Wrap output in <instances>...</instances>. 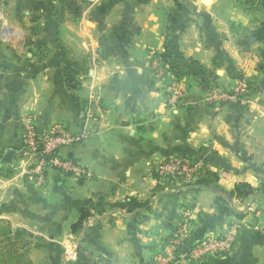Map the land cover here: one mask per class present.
<instances>
[{"label":"crops","instance_id":"1","mask_svg":"<svg viewBox=\"0 0 264 264\" xmlns=\"http://www.w3.org/2000/svg\"><path fill=\"white\" fill-rule=\"evenodd\" d=\"M86 6V0H0L1 26L9 30L0 61V160L7 149H22V118L29 115L40 131L57 123L85 128L89 136L69 156L93 174L87 180L52 170L38 185L26 172L35 157L20 154L13 166L0 165V261H34L37 250L51 244L59 258L63 246L84 235L74 226L86 215L101 219L94 241L100 250L137 244V220L123 202L139 199L140 181L153 182V165L182 154L203 159L214 182L184 193L200 199L189 203L196 214L189 244L230 235L231 224L239 225L231 248L210 252L201 264H264L261 0H99ZM29 16L54 23V32H46L54 43L43 59L27 45ZM177 69L189 79L180 80L187 88L173 107L156 73L177 80ZM239 81L249 90L247 102L217 107L206 101L214 86L232 90ZM117 182L128 185L119 190ZM239 184L252 190L239 195Z\"/></svg>","mask_w":264,"mask_h":264},{"label":"rangeland","instance_id":"2","mask_svg":"<svg viewBox=\"0 0 264 264\" xmlns=\"http://www.w3.org/2000/svg\"><path fill=\"white\" fill-rule=\"evenodd\" d=\"M86 2V7L91 9L99 3V1L96 3H91L88 0H86ZM27 18V45L28 47L38 48L39 53H37L36 56L38 57V59H43L47 54H45L46 47H48L49 44L54 43L53 41L49 40L46 33L54 32V23L48 22V24H46V17L44 18L42 16H40L36 20H34V18L31 16ZM0 32H3L0 36L1 61L4 60V56H2V53L5 55L3 51L5 43L4 35L5 33L9 32L8 26H1V20ZM27 59L28 61L31 60L29 53ZM49 60H52V58H50ZM176 71L180 72V77H182L179 80L183 79L184 77L185 81L186 78L189 79V76H183L185 72L182 69H177ZM50 72L54 76V69L50 70ZM64 74L65 76L71 77L72 71L66 70ZM156 76V78H159L161 82V86L164 90V93L166 95V101L168 103V96H170V93L167 89V86L170 82H172L173 79H169L170 77L166 73L161 74L159 72L156 73ZM182 85L183 88H187L186 84ZM214 88L226 91L228 90L219 86H214L213 89ZM248 93L249 90L245 91L244 98H242L243 101L247 102L249 97ZM236 103H242V101H238ZM236 103H226L224 105L234 106V104ZM27 118L31 119L30 121L33 123V126L40 133L46 134L51 131H54V129H64L74 132H79L83 130L80 128L74 130L73 128L66 126V124L57 123L53 126L48 127L45 130L40 131L35 126L32 117L29 115L23 116L22 128L24 126L23 123L26 122L24 120ZM88 136L89 132L87 131V136L81 142L64 148L62 154L69 158H72L69 156L70 150H72L74 146L82 143ZM24 139L25 132L23 128L21 135L22 143ZM180 156L183 155H177V157ZM171 159L172 158L159 161L157 164L151 167V173L154 176L153 182L147 183L146 181H140L139 199L137 197L126 198L123 202V209H125L124 212L130 213L137 220L139 236L137 244H134L131 241L129 243L123 242L115 246L116 248H119L118 251L115 253H110L106 250H100L101 248H98L94 241L96 240L98 232L101 228V219H99L98 217H94V215H86L84 218L82 217L79 222H77L79 223V226L76 225L77 223L74 226V231L77 235L82 234V232H84V235L81 236V239L78 241L77 244L74 243L72 246L69 247L63 246V248L65 247L64 253L58 254L57 256L59 258L54 257V244H51L43 245L40 250H37L35 256L36 260L34 261L28 258L20 261H0V264H182L184 261H191L192 263L194 262L197 264H201L204 263V257L209 255L210 252L214 253L215 255H221L226 253L231 248V246L229 248H225V250H221L222 248L220 247L212 248L211 243L220 242L226 239L229 236L228 234H220L216 235L215 237H203L200 240H197L194 244H189V242L187 241V236L189 235V232L192 228L193 220L196 216L195 208L193 204H190L191 202H196L200 199L193 196L189 197L187 196L188 193H184L189 192L190 187L198 186L200 185V183H203L205 185H213L214 182L208 180V177H210L209 172L197 174L194 177L185 176L183 174H165L164 170L161 169V165ZM73 160L79 166H81V168H83L85 172L75 175L72 173L66 174L59 170L49 168L46 172L43 185L47 183V174L49 171L52 170L57 171V173L62 177L75 176L80 179H92V172L87 167L77 162L74 158ZM5 165L6 164H4L3 166ZM148 184L151 186H147ZM115 185L117 186V188H119V190H124V187H126L128 184L126 182H117L115 183ZM146 188H148L147 192L145 190ZM166 205H169V207H166ZM167 208L168 214L165 215L164 211H166ZM235 224L237 223H232V227ZM154 232L156 235L154 234ZM153 238H157L155 239L156 241H153ZM201 260H203V262H201Z\"/></svg>","mask_w":264,"mask_h":264},{"label":"built area","instance_id":"3","mask_svg":"<svg viewBox=\"0 0 264 264\" xmlns=\"http://www.w3.org/2000/svg\"><path fill=\"white\" fill-rule=\"evenodd\" d=\"M91 3H96L99 0H88ZM167 86L170 93L168 96V103L171 106H176L182 99L185 89L179 79L172 78ZM179 80V81H178ZM247 86L239 81L232 90H220L217 88L212 89L206 96V101L217 107H221L226 103H236L243 101ZM244 102V101H243ZM30 118L25 119L23 128L25 132V139L20 151L24 155L33 156L36 162L27 168V175L35 181L38 185H43L46 172L49 168L59 170L63 173L81 174L85 172L73 158H69L62 154L64 148L72 146L81 142L87 136V130L84 128L82 131L74 132L64 129H54L49 133L38 132ZM161 169L165 174L195 176L201 173L208 172V166L203 159H193L188 156L173 157L171 160L163 163ZM225 175V174H223ZM239 225L233 226L232 234L220 242H212V248L220 247L221 250L229 248L236 235Z\"/></svg>","mask_w":264,"mask_h":264},{"label":"water","instance_id":"4","mask_svg":"<svg viewBox=\"0 0 264 264\" xmlns=\"http://www.w3.org/2000/svg\"><path fill=\"white\" fill-rule=\"evenodd\" d=\"M22 153H23L22 151L16 150L14 148L7 149L5 154L0 160V165L6 164L8 166H13L15 157Z\"/></svg>","mask_w":264,"mask_h":264},{"label":"trees","instance_id":"5","mask_svg":"<svg viewBox=\"0 0 264 264\" xmlns=\"http://www.w3.org/2000/svg\"><path fill=\"white\" fill-rule=\"evenodd\" d=\"M260 1V0H259ZM261 2L263 3L264 5V0H261ZM163 59V62H170L168 59L166 60L164 57L162 58ZM171 63V62H170ZM178 76H180V72H176ZM241 103H236L234 104V106H238L240 105ZM252 190L248 185L246 184H239L237 187H236V191L239 195H244L246 192ZM131 208V207H130ZM77 226H79V223L76 224ZM75 228V227H74Z\"/></svg>","mask_w":264,"mask_h":264}]
</instances>
